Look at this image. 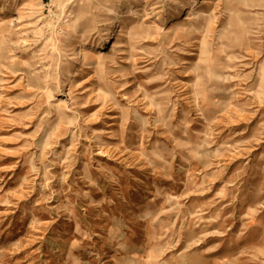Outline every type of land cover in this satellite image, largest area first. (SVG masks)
Here are the masks:
<instances>
[{
  "label": "rangeland",
  "instance_id": "obj_1",
  "mask_svg": "<svg viewBox=\"0 0 264 264\" xmlns=\"http://www.w3.org/2000/svg\"><path fill=\"white\" fill-rule=\"evenodd\" d=\"M0 264H264V0H0Z\"/></svg>",
  "mask_w": 264,
  "mask_h": 264
}]
</instances>
